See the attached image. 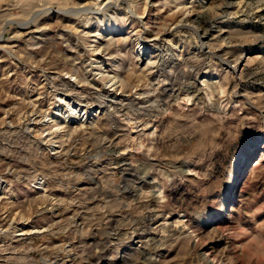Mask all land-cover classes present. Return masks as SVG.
Masks as SVG:
<instances>
[{
  "label": "rangeland",
  "instance_id": "374dc122",
  "mask_svg": "<svg viewBox=\"0 0 264 264\" xmlns=\"http://www.w3.org/2000/svg\"><path fill=\"white\" fill-rule=\"evenodd\" d=\"M110 1L0 0V264H264V0Z\"/></svg>",
  "mask_w": 264,
  "mask_h": 264
},
{
  "label": "bare ground",
  "instance_id": "6f19581e",
  "mask_svg": "<svg viewBox=\"0 0 264 264\" xmlns=\"http://www.w3.org/2000/svg\"><path fill=\"white\" fill-rule=\"evenodd\" d=\"M98 1L100 2V1H108V2H111L110 0H94V2H96L97 4H98ZM146 1V0H145ZM108 2H106V3H108ZM108 5V4H107ZM110 5V4H109ZM201 14V13H200ZM202 17H203V19L205 20V15H202ZM207 21H204L203 23H202V27H203V29L204 30H206L208 27H209V25H208V23H206ZM99 52V51H98ZM97 53V52H96ZM86 113H84V115H85Z\"/></svg>",
  "mask_w": 264,
  "mask_h": 264
}]
</instances>
